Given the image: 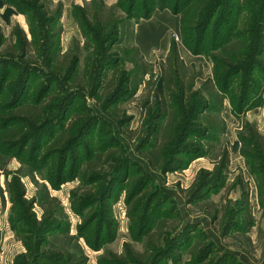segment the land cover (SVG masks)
Segmentation results:
<instances>
[{
    "label": "rangeland",
    "instance_id": "1",
    "mask_svg": "<svg viewBox=\"0 0 264 264\" xmlns=\"http://www.w3.org/2000/svg\"><path fill=\"white\" fill-rule=\"evenodd\" d=\"M232 4L229 21L234 24L246 13L241 11L243 0H233ZM59 5L60 17L54 12ZM127 7L123 0H0V134L7 124L8 128H22L13 117L15 110L34 103L42 91H46L45 101L50 98L52 105L46 110L48 118L56 115L57 100L52 98L57 91L67 88L69 93L75 92L65 94V99L69 98L63 103L68 108L66 118L56 126L48 125L42 136L30 132L28 137L34 139L22 155L21 148L4 149L0 145V264H70L71 256L86 260L85 264H121L119 258L127 259L128 250L148 254L151 249L165 255L159 264H264V188L259 189L258 176L249 169L253 161L241 154L239 141L250 125L264 136V78L257 71L253 74L259 88L253 91L248 107L237 114L239 84L243 81L239 76L217 113L225 129L213 134V139H200L203 154L189 155L191 159L177 171L154 170L141 147L149 139L145 148L154 156L159 137L151 136L147 106L163 75L164 58L160 53L158 59L147 62L143 45L135 39V30L147 20L134 23L127 19ZM141 8L139 0L138 10ZM76 9L88 12L85 20L79 21ZM95 11H102L104 20L120 23L115 28L118 35L96 34V27L86 22ZM160 13L177 21L179 34L171 33L168 42L182 46V14L157 9L150 19ZM131 33L132 45L127 41ZM133 46L148 64V74L140 79L136 91L131 90L105 111L108 107L103 96L115 83V70L133 69ZM14 48L21 55H15ZM54 51L58 58L70 54L78 59L69 81L49 63ZM100 56L108 63L99 84L94 75L91 80V74L101 71ZM189 56L194 58L186 68L203 76L198 88L214 76V63L207 55ZM9 59L23 67V75ZM29 71L33 73L28 77ZM81 118L85 120H81L83 140L77 148L69 149L62 176V168L58 173L55 166L57 157L46 154V149L62 129ZM73 126L80 128L79 123ZM104 144L110 147L104 149ZM224 148L229 152V165L219 179L216 170ZM97 152L108 154V159L93 167L102 170L101 181L89 182L83 176L85 164ZM147 174L152 181L138 199L129 201L128 190ZM113 176L117 178L114 181ZM216 179L218 182L202 189L203 184ZM77 190L92 194L98 202L85 201L84 209L76 211L73 192ZM243 191L248 196L247 211H239ZM105 194L109 198L103 202ZM110 206V223H105L103 211ZM57 225L59 229L48 231ZM200 236L205 240L199 242ZM202 248L203 257L195 260L193 256Z\"/></svg>",
    "mask_w": 264,
    "mask_h": 264
},
{
    "label": "trees",
    "instance_id": "2",
    "mask_svg": "<svg viewBox=\"0 0 264 264\" xmlns=\"http://www.w3.org/2000/svg\"><path fill=\"white\" fill-rule=\"evenodd\" d=\"M138 1L123 0L128 5L126 8L127 19L134 20V23L139 22L141 19L148 20L157 9H169L174 14H182L181 37L184 47L196 56L207 55L214 63V76L208 78L209 82H203L200 87L196 88L197 83L202 82L203 76L201 73L194 74V72H190L186 68L175 44L171 45L163 62V75L158 86H154V94H152V99L150 100L152 103L147 106V120L151 119V124L148 123L152 129L151 136L153 139L157 136L159 137L157 145L154 143L156 150H154V156H151L150 149L145 148L150 144L149 139L144 141L141 149H144V155H146L144 157L154 170L168 173L182 168L186 163L185 161L191 159L189 155L198 156L203 154V145L200 139H213L215 137L213 134L219 133V130L223 132L225 129L224 123L217 117V113L222 107L223 97L230 95V91L233 89L234 83L239 80L240 75L243 76V81L239 84L241 89H239L237 97L239 109L235 110L233 107V110L240 114L248 107L251 99H254L253 91L258 89L259 86L253 74L257 71L260 74V78H264V3L261 0H251L252 3L248 4V0H243L241 11L246 14L243 18H237L236 22L232 24L229 19L233 14V0H142L143 8L139 10ZM19 7L21 6L19 5ZM61 11L62 6L59 5L54 11L55 15L59 16ZM76 12L78 13L79 21L86 19L85 15L87 16L88 12L86 13L82 9H76ZM86 22L96 27L95 32L97 35H118L115 28L120 23L111 21L109 18L104 20L102 11L93 12L92 19ZM81 29L83 31V26H81ZM83 33L85 32L83 31ZM133 35V33L129 34L127 39L130 45H132ZM50 37L55 40L53 34H50ZM23 44L28 45L26 42ZM26 49L28 48H25V51ZM131 50L134 54L132 58L133 69L126 70L123 68L115 70V83L109 93L103 96L106 107H108L107 109L104 108L105 111H108L111 106L116 104L122 96L136 91L139 88L140 79L148 74V64L141 57L138 48L133 46ZM13 53L21 55L16 48H14ZM53 53L54 57L48 58L49 63L53 64L55 72L65 74L67 81H69L75 73L73 67L78 62V59L70 54H65L62 58H58L57 52L54 51ZM98 59L99 64L103 63L102 68L96 74L94 72L91 74V80L95 77V81L100 84L105 75L103 72L104 68L108 62H106L107 58L102 56ZM8 61L13 63L11 65L16 69L21 68V74H24L23 67H19L12 59ZM9 65L7 64V66ZM32 73V71H29L26 75L29 77ZM9 74L5 77H8ZM63 91H57V94L63 95V98L58 95L52 98L57 100V106L55 108V105L53 106L56 117L48 118L49 115H47L46 110L51 104L50 98L45 101L44 95L46 91H42L34 103L17 108L13 117L20 123L19 127L22 128L19 129L12 126L8 128L10 124L4 126L5 130L0 134L1 147L4 149L21 148L22 155L26 145L34 139L33 136L28 137L30 132L37 131L42 136L45 134L48 125L53 127L64 120L68 112V108L65 105L69 99L68 97L65 99V94H73L75 92L69 93L67 88ZM75 99L77 97L70 102ZM64 101L66 104L63 105ZM81 120L82 118L77 120L78 122L69 123L65 130L62 129L56 140L46 149V154H50L51 157H57L58 162L57 164L55 162V166H57L58 173L59 169L62 168L60 172L62 176L68 160L69 149L77 148L83 140L84 133H81V124L85 120ZM75 123H79L80 128L73 126ZM77 128V133H74ZM80 133L82 136H80ZM193 139H199V141ZM239 141L242 145L241 154L249 162L253 161V164H249V169L253 175L258 176L256 181L261 190L264 188V136L258 132L255 126L250 125L245 128V134L240 137ZM103 147L108 149L110 145L104 144ZM35 149H38L37 146ZM26 152L28 151L26 150ZM30 152H33L32 147ZM107 156L108 154L97 152L93 158H89L83 173L86 181H101L102 170H97L93 167L97 162L107 161ZM219 159L221 163L216 170V174L221 179L223 172L229 165V152L226 148L222 149ZM113 177L114 181L119 177V174L116 176L117 178ZM122 177L127 180L126 176L123 175ZM152 178L151 175L147 174L137 180V184L132 190H128L127 199L129 201L138 199L141 190L147 183L152 181ZM60 179L62 178L60 177ZM116 182L118 181L114 183ZM216 182H218V179L207 182L202 185V189ZM61 183L62 180L58 184ZM73 197L74 207L78 212L84 209L85 201H90V203L98 202V199L94 198L92 194L85 193L82 190L73 192ZM108 198L109 196L105 194L102 197V201H107ZM247 204L248 196L243 191L239 211H247ZM107 205L103 204L104 207H107ZM110 215L111 206L103 211L105 223H110ZM57 229H59L58 225L48 231ZM198 240L200 242L205 240V238L200 236ZM204 248L193 256L195 260L203 257ZM192 249H194L193 246ZM164 256L156 249H151L148 254L136 252L133 254L128 250L127 259L120 257L119 262L121 264H126L127 262L149 264L148 262L155 258L151 264H159L163 260L160 257ZM205 260L204 258L202 261ZM68 261L70 264L86 263V260L74 259L73 256L69 257ZM198 262L201 263L200 261ZM218 264H221V262Z\"/></svg>",
    "mask_w": 264,
    "mask_h": 264
},
{
    "label": "crops",
    "instance_id": "3",
    "mask_svg": "<svg viewBox=\"0 0 264 264\" xmlns=\"http://www.w3.org/2000/svg\"><path fill=\"white\" fill-rule=\"evenodd\" d=\"M179 34V25L176 20H170L167 15L162 13L155 15L154 18L141 23L139 28L135 30V39L143 45L145 58L147 62L152 63L158 59L160 53L163 54L165 60L171 42H168V37L171 33ZM153 51H156L153 53ZM178 51L181 59L185 64L191 63L193 56H189V51L182 45H178ZM192 57V58H191ZM190 61V62H188Z\"/></svg>",
    "mask_w": 264,
    "mask_h": 264
}]
</instances>
